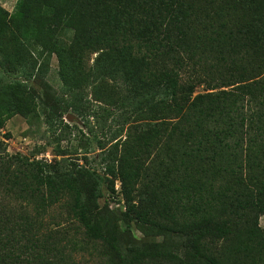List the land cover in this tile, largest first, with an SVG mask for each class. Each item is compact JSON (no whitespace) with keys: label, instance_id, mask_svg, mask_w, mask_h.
I'll list each match as a JSON object with an SVG mask.
<instances>
[{"label":"trees","instance_id":"obj_1","mask_svg":"<svg viewBox=\"0 0 264 264\" xmlns=\"http://www.w3.org/2000/svg\"><path fill=\"white\" fill-rule=\"evenodd\" d=\"M68 27L70 44L60 37ZM54 53L68 91L41 104L47 122L57 118L53 132L70 128L64 115L76 104L93 114L87 86L136 121L102 152L113 159L110 189L121 181L128 229L116 232L107 205L98 211L100 175L84 168L95 179L87 191L52 163L10 153L0 137V264H264V0H18L12 13L0 5V129L17 113L40 116L29 80L47 74ZM57 204L101 244L97 261L77 259L83 244L47 221ZM234 218L247 224L234 230ZM132 222L146 237L181 234L184 252L138 242ZM209 238H228L227 249L214 256Z\"/></svg>","mask_w":264,"mask_h":264},{"label":"rangeland","instance_id":"obj_2","mask_svg":"<svg viewBox=\"0 0 264 264\" xmlns=\"http://www.w3.org/2000/svg\"><path fill=\"white\" fill-rule=\"evenodd\" d=\"M17 2L18 0H0V5L12 13L16 8ZM74 34V28L68 27L61 32L60 37L62 41L70 44ZM100 53L102 52L88 55L85 58L86 62L89 65H95ZM72 60L73 55L71 57ZM45 67H47L46 64H44V70ZM77 68L80 69L79 66ZM40 77H33L29 80L31 91L36 96L37 103L40 105L38 108L40 116L31 115L29 118L20 113L14 114L5 122V127L0 129V137L5 140L10 153H20L30 158L36 157L52 163L60 175L82 180L87 185L84 186V189L87 191L93 188L95 179L82 176L84 168L90 170L94 175H100L102 177V180H100L102 184L101 195L97 203L98 211L103 213L107 205L111 211L112 222L117 223L116 232L122 235L128 227L124 215L126 203L121 181L118 177L114 178L115 191L110 189L109 180L113 178L108 173L106 167L107 161L112 163L113 159L108 157L107 161L104 160L102 152L104 150L107 152L108 149L113 147L117 139L120 138L119 135L123 132L122 130L125 129L126 131V128L131 124H136V121L123 117L120 109L109 107L104 103L94 100L92 97V86H87L84 92L85 98L89 100V111L93 112V114L87 113L86 109L88 108H83L80 104H76L77 110L69 108L64 115V122L68 123L70 128L54 125L53 129H57V132H53L51 130V122L53 120L54 122L57 121V118L51 117L53 120L47 122V118L50 115H47V111L42 108V103H47V101L52 103L53 99L63 97L64 93L68 91L60 76V62L57 54H52L47 74L45 76L41 74ZM8 78L15 79V76L8 75ZM205 89L204 86H199L195 94L205 92ZM68 95L69 93L64 97L67 98ZM6 133L10 134L9 139L6 138ZM101 146L104 148H101ZM57 150H60L59 153L61 155L56 154ZM108 156L111 155L108 154ZM150 181L149 178H144L137 186L135 198L138 202L144 203L146 201ZM46 219L58 233L60 232V235L69 236L83 244V246L82 244L79 245L82 248L74 253L77 259L83 262H94L102 255L101 244L88 239L84 229L68 213L66 206L57 204L46 214ZM156 219L157 221L166 223V221L159 217ZM254 221V215L248 217L249 223ZM257 221L264 228V214H260ZM246 224L247 220L244 219L234 218L232 220V228L234 230ZM130 230L138 242H160L161 245L173 252H177L178 250L184 252L185 250L184 247L179 249L184 238L176 232L165 236L146 237L138 229L136 222L131 223ZM228 243V238H209L205 241L207 249L216 257L227 249ZM142 264L174 263L166 260H147Z\"/></svg>","mask_w":264,"mask_h":264}]
</instances>
